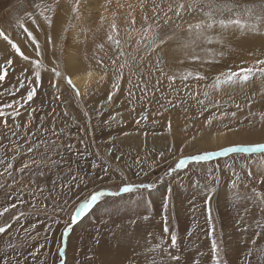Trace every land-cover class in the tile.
Returning a JSON list of instances; mask_svg holds the SVG:
<instances>
[{
  "label": "rangeland",
  "instance_id": "374dc122",
  "mask_svg": "<svg viewBox=\"0 0 264 264\" xmlns=\"http://www.w3.org/2000/svg\"><path fill=\"white\" fill-rule=\"evenodd\" d=\"M38 2L39 0H17L14 9L8 10L0 18V27L14 33L15 18L22 17L25 11H34L33 5ZM184 2L189 3L191 0ZM230 2L244 7L264 3V0H230ZM164 6L167 7V0H164ZM147 14L151 16V12ZM141 18L134 23L130 20L116 24V36L121 42L120 50L108 38L88 47L86 55L89 65L105 78L103 81H100L99 77L93 80L89 84L88 95L79 100L62 79L57 80L48 70L53 67V60L59 63L62 61L56 59L53 50L47 47L42 87L34 98V103L31 104V108L37 110L31 123H34V127L31 128V124L27 129L23 127L27 122V115L23 114L19 121L20 135L17 137H13L9 129L0 128V139L5 146L0 148V158L13 163L14 177L18 182L10 189L0 188V209L6 207L9 202H15L10 198L6 202L5 192L15 193L23 189L22 198L25 202L15 210L0 216V226L11 225L5 233H0V264H4L5 260L9 264H17V260L23 264L25 259L28 264H33L29 253L40 245L44 247L38 254L39 258L35 264H40V260L44 259L47 260V264H53V259L58 258L57 251L61 246L67 252L65 257L67 264H101V262L127 264L132 260L130 252L133 250L130 247L135 248L133 243L138 242L140 237H145L148 227L157 235L155 243L158 244L160 237L170 244L171 232L176 234L177 241L183 247L187 246L185 243L188 240H201V248H194L193 252L202 264H207L212 256L213 238L209 236V231L203 230L206 225L204 216L207 214L204 201L210 189L213 195L210 205L213 216L211 224L218 233L219 249L222 252V255H219V264H264V247L261 246L264 244V183L261 182L264 180V167L257 162V155L226 153L223 156H213L209 161L189 162L191 167L186 165V169L178 170L171 176L164 175L170 165L174 166V161L181 155V149L183 155L205 150L219 151L222 147L234 143L260 140L261 135H264V122L261 120L264 106L259 101L260 82H255L251 86L257 93L251 108L245 105L243 109L237 111L234 104L243 103L244 96L239 90L225 88L219 94L210 92L209 97L213 100L219 99L222 106L219 109H210L201 115L196 101L184 92L179 79L189 71L193 72V76L188 81L190 91L196 92L199 89L201 92L199 98L204 99L202 91L205 81L195 79V72L199 71L202 75L215 77L219 72L230 68L235 70L237 62L231 63L237 58L234 54L248 58L252 63L256 58H264V27L250 18L247 13H233L227 16L230 20L240 18L241 25L227 23L221 25L219 20L225 17L217 16V23L210 34L215 39L223 30L228 43L226 45L213 43L204 48H197L196 53L200 56V60L193 61L182 51V45L188 42L184 39L187 35L185 30L188 23L195 24L204 19L203 15L199 11L185 14L182 19H174L165 25L163 20L166 17L162 12L159 24L163 35L178 37L159 52L165 62L163 67L166 75L177 76L174 85L175 88L180 89V95L176 97L169 89L166 76L160 77L158 71H150V65L153 69L156 68L157 53L148 54L144 46L146 41L137 44V41L142 40L143 29L148 27L144 22V16ZM150 22L153 25L156 23ZM178 24L183 27L178 29L176 27ZM107 31L104 34L108 33ZM43 39L44 37H41V40ZM120 51L125 55L120 56ZM221 51L225 53L223 56L219 55ZM166 52L169 54L166 55ZM113 59H117L118 63L127 62L128 67L125 68L121 89L114 97V102L107 105V93L112 90ZM157 80L160 81L159 85ZM53 81H56L55 88L51 86ZM208 83L211 81L209 80ZM145 84L148 85L146 93ZM157 87L159 91L156 90ZM84 90L85 88L81 92L83 93ZM130 92L133 95L130 96ZM174 98L177 101L182 99L184 103L169 104L168 101ZM102 105L104 109L101 119L97 116V112ZM85 112L88 116L84 115ZM225 112L229 115H223ZM231 112H237V119L241 123L238 124L231 118ZM142 115L147 119H142ZM213 115L215 119L209 128L205 121ZM113 116L115 120L110 121V117ZM41 117L44 118L42 127ZM104 121L110 123L105 124ZM9 123L11 124L10 118ZM225 125L246 129L254 125V128L251 135L246 132L228 133ZM218 132L225 133V143L220 142L221 147L216 143L213 144V148H208L202 143L204 139L191 142L193 136L203 135L206 139L207 136L213 137ZM81 140L83 143H80ZM33 145L39 147L29 153L27 149ZM69 145L72 146L71 149ZM169 147H175L173 154L166 152ZM14 148L18 149V152L13 151ZM108 149H112V152H108ZM161 151L166 152L163 160L159 159ZM97 152L99 156L96 155ZM13 156L15 160H12ZM137 159L142 163H134ZM154 160L158 162V166L150 167ZM32 161L39 162V166L32 164ZM93 161L101 167L122 169L123 174L128 178L123 183L155 181L157 184L151 189L122 193L119 192L122 186L119 170L101 180L99 177L103 173L96 169V181L89 183L87 190L81 186L79 195L72 196L65 207L72 208L84 197L86 191L102 189L117 194L106 195L96 205L86 210L83 218L73 226V230L61 242V231L69 221V216L64 213L55 214L52 207L55 201L45 200L44 197L53 190L54 182L53 196H55L56 192L60 191L61 180L68 177L69 173L91 175L94 171L91 167ZM25 162H29L30 168L24 173L16 172L15 169L22 167ZM2 170L0 167V171ZM40 172L44 175L40 176ZM161 176H164L162 182L159 181ZM215 177L219 179L216 180ZM12 183V179L0 176V184ZM38 187L47 190L43 195L37 193L36 207H34L30 193L36 192ZM63 200V197L59 198L60 206H64ZM45 207L47 211L43 210ZM234 207L238 213L247 212V225L240 226L237 213L235 210L230 211ZM20 212H23L24 216L18 221L12 220V216ZM56 220H59L58 225L55 223ZM240 221L245 222L244 219ZM32 225L36 227L32 228ZM49 225L51 228L46 232L45 229ZM165 227L170 232L166 233ZM25 229H28L27 233ZM123 241L128 242L125 248ZM229 249L233 254L237 252L242 255L240 257L230 255ZM171 256L170 253H163L162 257L170 264H174L170 259ZM185 258L188 261L187 257Z\"/></svg>",
  "mask_w": 264,
  "mask_h": 264
},
{
  "label": "snow or ice",
  "instance_id": "6c2138e0",
  "mask_svg": "<svg viewBox=\"0 0 264 264\" xmlns=\"http://www.w3.org/2000/svg\"><path fill=\"white\" fill-rule=\"evenodd\" d=\"M79 2L80 0H73L71 11H77ZM150 2L151 16H149L146 12L144 15V22L148 24V27L143 29L142 40L137 41V44L139 45L146 41L144 46L147 48L148 54L157 53L156 68L153 69V67L150 65V71L156 70L159 72L160 77L166 76L169 89L175 94L176 97L180 95V89L175 88L174 85V81H176L177 76L175 74L166 75L163 67L165 62L159 52L164 48V46L178 37H168L163 35L159 24L160 15L162 12L166 17L163 20L165 25L169 24L174 19H182L185 14L199 11L203 15L204 19L195 24L188 23L185 30L187 35L184 37V39L188 42L182 45V51L186 57H189L193 61L200 60V56L196 53L197 48H204L206 46L212 45L213 43L220 45H226L228 43L224 37L223 30H221L215 39L210 34L214 29V25L217 23V16L225 17L219 20L221 25H225L226 23L241 25L242 22L240 18L230 20L227 19V16H231L233 13H247L250 18L258 21L260 25L264 27V3L242 7L239 4L230 2V0H191L189 3H185L184 0H167V7L165 8L164 0H160V2H158V0H150ZM148 4L149 0H140L139 7L141 11H145V9L148 8ZM60 7L61 0H39L38 3L33 5L34 11H25L22 17L18 16L15 18L14 33L6 30L4 27H0V61H2L0 62V128L9 129L13 137L20 135L18 130L21 128V123L19 121L22 119L23 114L27 115V122L23 124V127L27 129L29 124L32 123L34 114L37 111L36 109L31 108V104L34 103V98L38 95L39 89L42 87V72L46 68L44 59L47 57V46L52 45L54 49H58L60 47L55 42L53 37V31L56 26V18L58 16ZM128 7L131 9L135 6L128 5ZM131 14L132 13L130 12L129 15ZM150 21H155V25H153V23ZM134 22L135 17L133 16V23ZM176 27L179 29L183 26L178 24ZM116 34L117 25L115 22H113L110 26L107 38L110 42L115 44L118 50H120L121 42L117 38ZM41 37H44V39L41 40ZM224 54L225 53L223 51L219 52L220 56H223ZM124 55L125 53L120 51V56ZM52 64L53 67L48 70L57 80L62 79L68 88H70L72 92L75 93V96L78 100L83 96L88 95V87L91 83V77L93 76L92 72L88 73L89 80L85 82V90L82 93L73 80V76H76L78 69H74L70 66H62V64L56 60H53ZM126 67H128L127 62L118 63L117 59H113L112 90L107 93V105H111L114 102V97H116L117 93L120 91L121 81L123 79ZM105 74H107L106 70ZM192 76L193 72L189 71L186 75L179 77V79L183 85L184 92H186L192 100L196 101V104L201 110V115H204V113L208 112L210 109H219L222 106L219 99L213 100L209 97L210 92L219 94L225 88H230L233 91L239 90V93L244 96L243 103L234 104V107L237 109V111L243 109L245 105L251 108L257 98V93L251 86L257 80H259L261 84L259 90V101L261 105L264 106V58H256L250 66L242 61L240 66L235 70L230 68L226 71L219 72L215 77H208L206 75H202L201 72L196 71L194 78L205 81L204 90L202 91L204 99L199 98L201 94L199 89L196 92L190 91V85L188 81ZM13 77H15L14 80ZM76 78L80 79L81 77L77 76ZM104 78V76H100L99 80L103 81ZM209 80L211 83H208ZM129 83H131V81H129ZM159 83L160 81L157 80V85H159ZM51 86L55 88L56 81H53ZM147 88L148 85L145 84V93ZM156 90L159 91V88L157 87ZM249 93H251V95H249ZM129 95L131 96L133 94L130 92ZM168 103L173 105L180 103L182 105L184 101L182 99L177 101L174 98L173 100H169ZM30 108L31 110H29ZM103 109L104 105H102L100 111L97 112V116H100L101 119L103 116ZM84 115L88 116V113L85 112ZM223 115H229V113L225 112ZM230 116L236 123H241L237 119V112H231ZM9 118L11 119V124L9 123ZM141 118L147 119L145 115H142ZM90 119L91 117H89V120ZM214 119V115L209 116V118L205 121V124L211 128ZM43 120L44 118L41 117V127L43 126ZM114 120V116L110 117V121ZM261 120L264 122V113L261 114ZM110 121H104V123L108 124ZM139 122L140 121L138 120L137 123L139 124ZM225 128L228 133L246 132L248 135H251L253 133L254 125L252 128L247 129L243 127L233 128L230 125H225ZM198 139H204L203 135L200 137L193 136L191 138V142L195 143ZM80 143H83V140H81ZM4 147L5 146L2 143V139H0V148ZM36 147H39V145H33V147H29L27 151L31 153ZM71 147L72 146L69 145V149H71ZM13 151L18 152V149L14 148ZM85 151H87V149H85ZM108 152H112V149H108ZM166 152L168 154H173L175 152V147L167 148ZM166 152L161 151L159 153L160 160L165 159ZM226 153L257 155V162L262 167H264V135H261L260 140L234 143L231 146L222 147L219 151L205 150L195 154L183 155V149H181V155L174 161V166L170 165L164 175L171 176L178 170L186 169V165L191 167L189 162L199 163L202 161H209L213 156H223ZM81 155L83 156V154ZM96 155L99 156V152H97ZM117 159H120V157H117ZM12 160H15L14 156L12 157ZM31 163L37 164L39 166V162L37 161H32ZM134 163L141 164L142 162L137 159L134 161ZM157 166L158 162L154 160L150 167ZM0 167L3 169L0 171V176H6L7 178L12 179L13 182L10 185L0 184V188H12L13 185L18 183L15 180L13 173V163L10 160L0 158ZM91 167L94 170L91 175L87 173L84 175H80L79 173L76 175H71V173H69L68 177L61 180L60 191L56 192L55 196H53V192H55L54 182L53 190L49 191L48 196L44 197L45 200L53 199L55 201L52 206L53 212L55 214L64 213L65 215L69 216V221L65 223V226L61 231V242H63V238L68 236V234L73 230V226L77 225L80 219L83 218L86 210H88L91 206L96 205L101 200V198L105 197L106 195L112 196L117 194V192H106L102 189L86 191L84 197L79 199L72 208L65 207L68 205V202L72 196L79 195L81 186L87 190L88 184L94 183L96 181V169H99L103 173V175L99 177L101 180L107 178L110 173L114 174L119 170L122 181V186L119 188V192L122 193H132L138 190L142 191L151 189L157 184L155 181L151 183H123V181L127 180L128 178L123 174L122 169H111L110 166L101 167L95 161L92 162ZM29 168V162H25L22 167L15 169V171L24 173ZM39 175L43 176L44 173L40 172ZM145 175H147V173H145ZM215 179L218 180L219 177H215ZM163 180L164 176H161L159 181L162 182ZM261 182L264 183V180ZM233 183H235V181ZM46 190L47 189L45 188L38 187L36 192L30 193V195L33 197L34 207H36L37 193L43 195L44 191ZM4 195L6 202L9 198L15 202H9L7 203L6 207L0 209V216L15 210L18 206L25 203L22 198L24 195L23 189L17 190L15 193L5 192ZM60 197L64 198V206L59 205ZM212 198V190L210 189L207 193V199L204 201L207 213L209 215V220H211L210 205ZM43 210L47 211V207H45ZM22 216H24V213L20 212L17 215L12 216V220L18 221ZM166 219L167 218L165 217V220ZM55 223L58 225L59 220H56ZM10 227L11 225L9 224L0 226V233H5ZM35 227L36 225H32V228ZM50 228L51 225H49L45 231L47 232ZM27 231L28 229H25L26 233ZM164 231L166 233L170 232V230H168L166 227ZM208 234L209 236L214 234L212 228L209 229ZM45 240H47V237H45ZM176 246V234L171 232L170 247L168 251L176 248ZM43 247L44 245H40V247L29 253V256L33 259V264H35V261L39 258L38 254L41 252ZM211 252L212 261L215 262V264H219V248L215 239H213L211 242ZM66 256L67 252L65 248L63 246L59 247L57 251L58 258L53 259V264H67V260L65 259ZM170 259L172 262H174V264H180V259L178 256H171ZM4 264H9V262L5 260ZM17 264H20L19 260H17ZM23 264H28L26 259L23 261ZM40 264H47V260H40Z\"/></svg>",
  "mask_w": 264,
  "mask_h": 264
},
{
  "label": "bare ground",
  "instance_id": "6f19581e",
  "mask_svg": "<svg viewBox=\"0 0 264 264\" xmlns=\"http://www.w3.org/2000/svg\"><path fill=\"white\" fill-rule=\"evenodd\" d=\"M139 3L140 0H80L77 11L73 12L71 11L73 0H61V7L59 9V13L56 18V26L53 31L54 40L60 47L58 49H54L52 45H48L47 47H50V49L53 50L56 59H61L62 66H70L74 69H78L76 76H73V80L74 83H76L77 87L80 89V91L84 89L85 82L89 80V72L93 73V76L91 77V82L97 79L98 77L102 76L97 71H95L93 67L89 65V61L86 55V50L89 49L88 47L98 44L100 40L105 41L107 35L109 34L110 26L113 22L118 24L130 20L133 21V16L135 18L140 17L139 19L135 20L138 22V20L142 19L141 17L145 15V12H151L150 0L148 8L145 9V11H141ZM15 5H17V0H0V18L3 17L8 10H13ZM128 5H133L136 9H130ZM130 12L132 13L131 15H129ZM106 31L108 33L104 34ZM167 54L169 53L166 52V55ZM235 56L237 58H235L231 63L237 62V68L240 66L242 61L248 64L249 66L252 63V61L248 58L239 57L234 54V57ZM77 76L81 78L77 79ZM256 82L260 81L257 80ZM30 126L31 128L34 127V123ZM225 139V133L218 132L213 137L207 136L206 139L204 138V140H202V143L208 148H211L213 144L216 143H219V147H221L222 145L220 142L224 144ZM234 210L235 213H237L236 217L239 219L240 226H245L248 220L247 212L243 211L241 213L240 211L238 213L236 207H234L230 211ZM212 218L213 216L211 214V220ZM204 219L206 225L203 230L209 231L210 228L213 229L214 234L210 237L216 240L219 248L218 233H216V230L213 228L211 220H209L208 213L205 214ZM242 219H244L245 222L241 223L240 220ZM156 239L157 235L154 233V231L151 230L150 227H148L145 231V237H140V240L138 242L133 243V246L136 249L130 247V249L133 250L130 252L132 260L128 261L127 264H170L164 257H162L163 253H170L172 254V256H178L180 259V264H202V261L193 252L194 248H201V240H188L185 243L187 246L184 247L180 244V242L177 241L176 248L168 251L170 244L165 242L164 238L161 237L159 238V244L155 243ZM127 243L128 242L123 241L124 248L126 247ZM261 246L264 247V244H262ZM206 248H208V245L206 246ZM229 252L230 255H234L235 257H240L242 255V253L238 254L237 252L233 254L231 253V250ZM219 255H222L220 249ZM185 257H187L188 261ZM207 264H215V262L210 259Z\"/></svg>",
  "mask_w": 264,
  "mask_h": 264
}]
</instances>
